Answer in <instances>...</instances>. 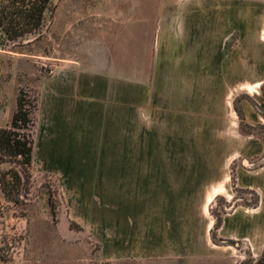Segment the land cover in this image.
<instances>
[{"label":"crops","instance_id":"1","mask_svg":"<svg viewBox=\"0 0 264 264\" xmlns=\"http://www.w3.org/2000/svg\"><path fill=\"white\" fill-rule=\"evenodd\" d=\"M167 17L165 51L132 70L104 61L46 70L37 93L41 166L30 163L29 171L53 175L67 218L106 260L232 257L225 247H245L256 259L264 248V164L240 161L234 182L229 165L264 153L261 137L239 124L264 126V0H198L183 16ZM128 75L152 76L154 108L171 130L161 132L159 116L144 114L138 88L129 95ZM168 170L184 171L182 182L161 176ZM235 190L253 191L257 202L233 201L221 212L214 231L223 241L213 243L211 204Z\"/></svg>","mask_w":264,"mask_h":264},{"label":"rangeland","instance_id":"2","mask_svg":"<svg viewBox=\"0 0 264 264\" xmlns=\"http://www.w3.org/2000/svg\"><path fill=\"white\" fill-rule=\"evenodd\" d=\"M191 2L198 0H52L54 10L50 23L47 29L42 28L38 38L28 36L6 41L0 35V127L9 122L15 107L17 89L21 88L26 101H31L38 93L39 78L54 65H77L79 61L82 66H100L104 61L113 70L124 71L140 66L139 63L155 56L157 52L163 53L165 45L159 38L164 20L170 15L183 16ZM94 9L98 11V19L91 17L94 14L90 11ZM95 22L98 24L95 25ZM127 77L129 88L132 86L129 95L133 93L135 96L136 88L143 94L144 114L159 116L161 132L171 130V124L165 121L168 117L154 108L155 102L151 97L152 76ZM233 105L236 109L235 100ZM236 112L238 118L242 119L240 111L236 109ZM35 120L34 157L30 163L31 167L34 165L37 169L41 166L38 110L35 112ZM239 124L241 131L256 134L264 142V126H249L242 121ZM194 142H191L192 148ZM181 145V140H176L177 153ZM164 161L168 162L167 156ZM240 161L252 163L251 168L257 167L264 164V153L249 159L239 157L233 161L229 165L230 182H234L233 170ZM176 163L183 167L181 159L177 158ZM18 170L23 181L21 204L12 205L0 192V226L6 234V248L1 250L0 264H5L4 261L11 255L12 264H154L135 259H104L99 244L81 228L75 227V223L69 224L72 221L65 214L58 182L53 175L32 173L30 169L27 173L20 168ZM168 171H161V176L170 174L173 176L172 182H182L184 171ZM226 198L220 196L212 202V215L219 216L234 199L253 202L255 195L237 190L232 197L234 199L226 201ZM49 199L54 206L53 214L50 212ZM15 234L21 238L18 243L13 242L18 239ZM214 239L223 240L216 233ZM213 243L221 244L220 241ZM225 250L232 257L226 254L209 255L175 264H234L233 259L236 264H249L247 258H251L250 264H254L258 258L253 259L245 247H225Z\"/></svg>","mask_w":264,"mask_h":264},{"label":"trees","instance_id":"3","mask_svg":"<svg viewBox=\"0 0 264 264\" xmlns=\"http://www.w3.org/2000/svg\"><path fill=\"white\" fill-rule=\"evenodd\" d=\"M54 10L52 0H2L0 2V35L6 41H16L28 36L38 38L44 27L48 28L50 18ZM25 93L21 88L17 89L15 95V107L10 115L6 126L0 127V192L5 200L12 205L21 204L20 192L22 189V178L19 168L27 173L31 161L33 145V132L35 125V112L37 110V94L27 102ZM238 114V113H237ZM233 180V179H232ZM237 192V190H235ZM255 195L253 202H245L242 199H234L235 203H243L254 206L257 202V195L251 190H242ZM51 214L54 213V206L48 200ZM230 206V204H229ZM213 229L210 237L213 242H222L214 239V230L218 227L220 216L214 215ZM70 225L73 222L69 223ZM79 228L77 224H73ZM5 232L0 226V253L6 248ZM17 235V234H15ZM14 239V243L21 241V238ZM226 243H233L224 240ZM1 260V258H0ZM247 258V263H251ZM13 255L6 258L5 264H12ZM254 264H264V248L260 256L254 260Z\"/></svg>","mask_w":264,"mask_h":264}]
</instances>
